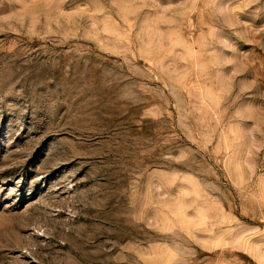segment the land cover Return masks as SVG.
I'll use <instances>...</instances> for the list:
<instances>
[{
	"label": "rangeland",
	"instance_id": "rangeland-1",
	"mask_svg": "<svg viewBox=\"0 0 264 264\" xmlns=\"http://www.w3.org/2000/svg\"><path fill=\"white\" fill-rule=\"evenodd\" d=\"M0 264H264V0H0Z\"/></svg>",
	"mask_w": 264,
	"mask_h": 264
}]
</instances>
